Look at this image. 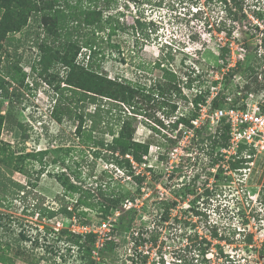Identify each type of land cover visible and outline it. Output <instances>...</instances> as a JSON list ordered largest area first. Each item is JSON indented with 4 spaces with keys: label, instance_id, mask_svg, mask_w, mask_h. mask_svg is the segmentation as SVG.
<instances>
[{
    "label": "rangeland",
    "instance_id": "obj_1",
    "mask_svg": "<svg viewBox=\"0 0 264 264\" xmlns=\"http://www.w3.org/2000/svg\"><path fill=\"white\" fill-rule=\"evenodd\" d=\"M243 1L244 9L237 14L221 0H60L59 6L69 12L81 4L104 8L105 28L98 40H103L105 57L94 62L84 47L78 60L109 77L149 88L162 75L155 61L166 57L167 45L173 47L176 58L170 67L180 76L183 94L166 99L157 92L138 95L136 109L107 98L96 104L79 101V95L65 87L62 64L42 63L35 43L37 24L32 20L27 33L13 34L0 75L21 94L7 99L0 93V114L12 105V114L23 126L11 128L5 122L0 130V157L7 160L0 161V177L9 185L0 186V264H80L78 247L61 234L72 222L69 217H41L36 206L57 209L68 203L78 208L77 214L87 213L77 215L78 221L96 222L104 220L99 213L102 193L122 196L121 206L133 202L115 222L109 240L115 242L114 249L106 250L105 264H264V154L253 155L250 169L230 171L222 161V171L213 167L220 147L213 151L211 140L204 139L215 126L207 125L200 136L187 131L176 145L170 140L185 128L175 130L170 124L178 114H191L197 89H209L208 97L219 90L233 100L240 96L238 91L257 95L264 90L246 68L264 67V17H258V12L264 15V0ZM109 16L123 25L111 40L120 44L122 53L108 42ZM138 18L147 23L143 30L136 25ZM92 29L83 23L72 31L73 38L84 42L93 36ZM245 33L255 35L257 43L247 45ZM42 40L52 47L61 43L45 31ZM231 46L236 52L244 46L250 55L234 75L223 71L220 51L228 47L229 54ZM191 80L193 87L188 88ZM173 103L178 104L174 113ZM97 108L101 114L95 118L101 123L90 130L95 120L89 114ZM79 114L85 116L80 131ZM121 116L132 122L136 140L150 143L145 163L134 168L146 174L142 182L112 163L109 152L95 143L112 140L106 131L119 130ZM60 174L81 190L70 191L58 179ZM250 234L253 241H248Z\"/></svg>",
    "mask_w": 264,
    "mask_h": 264
},
{
    "label": "trees",
    "instance_id": "obj_2",
    "mask_svg": "<svg viewBox=\"0 0 264 264\" xmlns=\"http://www.w3.org/2000/svg\"><path fill=\"white\" fill-rule=\"evenodd\" d=\"M82 0H79L81 2ZM226 5L230 4L231 7L227 9L232 12L233 9L238 11H243L244 1L243 0H221ZM60 0H0V9L2 10V16L0 17V68L2 64V59L4 53H6V45H10L14 39L13 34L16 33H27L26 28L30 26L31 21L33 20L38 28L36 31V45L40 48L41 52V61L46 65L56 62L62 64L66 70V88H70L75 94L79 95L77 98L81 102H91L92 104L98 103L99 99H106L112 103H124L129 104L136 109L135 106L138 104L137 97L138 95L152 96L153 93L157 92L158 96L163 99H166V96L173 94H183V89L181 87V80L177 71L173 70L170 65L175 60L176 55L173 53V47L167 45L170 48L168 54H166L163 60L155 61V67L160 69L162 72L161 78L157 79L155 84L151 87H145L142 84L136 83L132 84L131 82L122 79L121 77H109L108 74H105L94 67L86 66L78 60L81 50L85 47L87 51L90 52L89 58L92 61L100 60L102 57H105L102 41H99L98 36L99 31L103 30L105 27L104 24V8L102 7H83L77 5L73 9H70V12L61 6H59ZM71 7V5H70ZM258 17L263 18V13L258 12ZM73 22L70 25V22ZM83 23H86L88 27L92 25L93 36L87 38L84 42L79 39H74L73 30H80ZM107 27H109L108 32V42L113 48L122 53L120 44L112 43V37L117 34L118 30L123 28L121 22L117 19L115 20L113 16H109L106 19ZM222 23V22H221ZM224 23V22H223ZM109 25V26H108ZM136 25L141 30L145 28L147 23L140 18L136 20ZM258 28V27H257ZM42 31L48 32L54 38L55 42L61 40L60 45L53 46L48 44L45 40L40 41ZM233 30L230 29L228 34L232 36ZM244 39L247 41V45L257 43L255 35H249L248 33L244 34ZM261 45H264V32H262V37L260 38ZM246 46V45H245ZM222 56L225 60L226 54L229 51L228 47L220 48ZM17 54V52H16ZM87 54V53H86ZM21 57V56H20ZM250 55L247 54L245 60L238 62L237 66L230 70V74L234 75L244 69L245 61L248 60ZM125 59V58H124ZM124 61V60H123ZM248 71L251 74L256 75V68L253 65L246 66ZM245 68V69H246ZM0 93L7 99H11L13 96H18L21 93L18 92V88L14 87L11 90V82L6 81L3 76L0 75ZM192 86V80L188 83V88ZM210 94L208 90L197 89L195 96L193 97L191 103H193L194 108L191 111V114H178L176 119L171 122L170 127L177 130L181 125L185 128L180 132L179 136L176 138H171L173 144H177L182 137L187 133L188 129L194 127L192 120H194L199 115L200 105L204 104ZM184 97H187L183 95ZM169 99V98H168ZM224 104V97L222 93L218 94L212 103L213 108L220 107ZM13 106H9L6 114H0V130L3 128L5 122L9 124L11 128L14 126L23 125L19 122L15 115L12 114ZM178 109V104H172V113ZM100 109L97 108L93 114H89L94 117L95 122L90 127V130H94L99 124V120L95 117L101 114L98 112ZM170 112V113H171ZM172 115V114H170ZM80 119L79 131L84 125L85 116L83 114L77 115ZM123 121L122 126L119 130H114L113 127L107 130L106 133L112 135L111 141H106L105 139H99L95 143L101 145L105 148L109 154L112 163L118 165L119 168L125 169L127 174H129L135 181L142 182L146 178V174L139 173L136 174L134 169V162L141 165L145 163V156L150 152V143L145 141L136 140L134 137V126L130 120H123L122 116L120 121ZM101 123V122H100ZM162 123V122H161ZM207 124H204L195 129L194 136H200L205 129H207ZM210 139L211 149L214 151L217 147H220L218 157L213 161V167L219 166L220 170H224L222 167V161H225V154L222 153V148L228 147L230 134H229V124L224 123L216 128L213 134H210L207 138ZM246 149V146L242 145L237 154L231 155L228 160V168L230 171H238L249 166V162L253 160L251 158H246L243 156V153ZM48 150H44V153H47ZM96 156H100L101 152L94 150ZM250 153H255L254 150ZM27 155H32L31 153ZM107 158V156H105ZM2 163L7 162L6 158L3 156L0 157ZM245 163V164H244ZM0 173L4 174L0 168ZM5 176V175H4ZM58 179L63 182V184L70 189L72 192H79L81 187L77 184L68 182L64 180L63 174L58 175ZM20 187H24L21 184H18ZM0 186L3 189H6L9 185L6 180L3 179V176L0 177ZM7 193V192H6ZM103 200L100 201V215L102 218H107L112 210L120 209L123 204L122 196L109 195L102 193ZM79 205L82 204L80 200L78 201ZM38 213L41 217H46L52 219L60 214L65 215L69 218L77 215H86L87 213L84 210H81L77 214L78 208H73L68 203H63L60 208H49L39 204L36 206ZM169 207V204L167 205ZM169 210H166L168 214ZM83 223L90 224L92 220L86 219L82 221ZM61 234H66L68 242L72 243V246L78 247L80 264H95V260L92 257V251L94 248V243L96 240V234L93 232L87 233L85 236L80 234L72 233L69 229H61ZM24 239H29L27 235H23ZM248 241H253V235L248 236ZM39 242L36 241V244ZM114 241H107L104 252L111 251L114 249ZM70 246V247H72ZM264 246V242H263ZM72 249V248H70ZM133 259V258H132Z\"/></svg>",
    "mask_w": 264,
    "mask_h": 264
},
{
    "label": "built area",
    "instance_id": "obj_3",
    "mask_svg": "<svg viewBox=\"0 0 264 264\" xmlns=\"http://www.w3.org/2000/svg\"><path fill=\"white\" fill-rule=\"evenodd\" d=\"M236 49L237 52L231 46L232 51L226 54L224 72L226 69L228 71L232 70L237 66L238 62L245 60L247 49L244 46H238ZM255 77L258 82L264 84V67L256 72ZM222 78H224V73L222 74ZM237 93L240 95L237 99L233 100L231 96H226L224 104L217 108H213L212 103L214 98L219 94V90L216 94L208 97L206 102L200 105L198 117L192 120L194 127L188 130L194 136L195 129L204 124L208 123L216 128L224 123L229 124V145L222 148V153L226 156L224 164L226 168H228L227 164L231 155L237 154L242 145L246 146L243 153V156L246 158H251L256 153L264 154V90L257 95L254 92H249L247 95L242 94V91H238ZM191 104L194 107L193 103ZM252 150H254V154L250 153ZM251 163H253V160L249 162V164ZM137 167L138 164L134 162V168ZM139 173L141 171H136V174ZM123 207L131 209L133 202H125L120 209L112 210L106 219L90 224L78 221L76 216L69 218L72 222H70L68 229L72 233L83 236L90 232L96 234L92 251L95 264H105L104 247L107 241L113 237L112 233L115 231V222L124 210Z\"/></svg>",
    "mask_w": 264,
    "mask_h": 264
}]
</instances>
